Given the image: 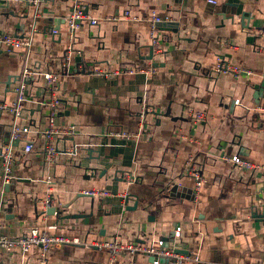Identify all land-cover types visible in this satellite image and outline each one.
Returning <instances> with one entry per match:
<instances>
[{
	"label": "crops",
	"instance_id": "obj_1",
	"mask_svg": "<svg viewBox=\"0 0 264 264\" xmlns=\"http://www.w3.org/2000/svg\"><path fill=\"white\" fill-rule=\"evenodd\" d=\"M217 1L43 0L36 8L0 0V32L32 43L29 51L0 48V150L15 124L29 127L15 145V180L8 191H2L0 170L4 234L18 238L37 227L79 239L53 248L46 264H152L143 255L113 256L87 246L114 239L161 240L183 254L198 253L203 263L264 262V0ZM77 4L100 23L83 24L67 60V18ZM128 10L140 21L111 20ZM153 15L170 17L177 27L157 26L160 52L148 60ZM53 29L60 34L54 37ZM219 58L240 74L214 73ZM130 66L145 71L107 78L96 72ZM26 68L41 75L27 81L16 118L1 107L16 100ZM47 73L61 85L56 125L76 127L55 137L53 163L43 147L46 103L53 97ZM143 109L150 112L140 139L112 135L135 132ZM198 111L206 115L202 122L192 120ZM26 143L34 147L28 154ZM233 156L254 163L255 170L235 167ZM193 167L202 177L198 189L189 174ZM91 189L112 196L83 194ZM49 197L62 206L71 203L61 217L81 216L48 215L41 201ZM0 264H41L40 249L0 251Z\"/></svg>",
	"mask_w": 264,
	"mask_h": 264
},
{
	"label": "built area",
	"instance_id": "obj_2",
	"mask_svg": "<svg viewBox=\"0 0 264 264\" xmlns=\"http://www.w3.org/2000/svg\"><path fill=\"white\" fill-rule=\"evenodd\" d=\"M5 3H24L33 7H39L43 0H4ZM209 4L217 5V0H207ZM112 21H140L139 16L134 15L130 10L125 11L124 14L120 17H112ZM171 21L170 17L162 18L157 15H153L151 21V45L154 49V53L160 52V36L157 30V25L163 22ZM84 23H89L90 25H98L100 22L98 19L92 18L86 14L85 6L83 4H77L74 6L73 11L67 18V25L69 28V33L71 35L72 44L69 45L67 49L66 59L70 60L71 55L74 50L75 39L77 32L82 28ZM52 34L58 36L60 31L57 29L52 30ZM31 39L25 38L20 39L15 35L0 32V48H2L6 53H12L20 49L29 51L31 48ZM145 70L142 67L130 66L122 67L120 69L110 70V71H101L96 69V72L102 77H109L111 75H135ZM213 72L218 74H234L239 75V68L232 66L228 62H225L223 59H218L216 65L213 68ZM249 72V71H248ZM251 73V72H249ZM41 75L37 71H32L26 68L23 71L22 79L19 85L15 89L16 100L10 105H4L1 107L4 110H8L14 114L16 118L21 117L23 104L26 101V90H27V81L30 78H35L36 76ZM43 75V74H42ZM48 88L52 91L53 97L51 101L46 103V107L49 109L48 121L49 126L47 130L43 133V147L45 150V158L48 163H53L56 159V156L59 152L58 147L55 144V137L61 134H73L75 131V126H69L66 128H60L56 125V118L61 110V100L58 98L57 94L60 92L61 85L59 82V77L53 73H47L43 75ZM240 101L237 100L235 104H239ZM149 109H143L139 116L137 130L133 133L129 132H119L112 134L115 137L122 139H140L144 133L147 132V115ZM206 118L205 113L195 112L192 115V120L195 122H202ZM29 133V127L15 124L11 129V139L8 144L3 145L0 150V170L3 174V189L10 185L14 180L15 176L13 174L14 165L17 160V155L15 153V145ZM33 145L31 143H26L23 147V152L28 154L33 151ZM229 161L237 168L245 170H255L256 165L250 161L241 159L239 156H233ZM190 176L196 181V188H200L202 185V177L199 171L196 168L189 170ZM50 183V182H49ZM52 189L49 188L48 192H51ZM84 195L93 197V198H108L112 196V193L107 190L102 189H91L83 192ZM45 210L49 208H55L56 210H61L62 205L56 204L52 198H46L41 201ZM264 214V211H263ZM4 222L0 220V251L11 254L15 251L21 253H28L33 248L40 249V258L41 264L47 263V256L53 248L60 249L64 245L69 244H80L79 239L77 238H68L65 236H55L43 229L33 228L27 235L18 238H10L3 232ZM175 236L179 238L181 236V228L178 227L175 231ZM88 247H95L97 249L110 251L112 255L119 254L121 252H128L132 256H146L152 259V264H164V260L169 264H186V263H196V264H211L203 263L200 259L198 253H179L175 249H169L166 247L164 241H154L151 243H140V242H130L122 243L118 239L106 240V241H97L87 245ZM253 264H264V262L253 263Z\"/></svg>",
	"mask_w": 264,
	"mask_h": 264
},
{
	"label": "water",
	"instance_id": "obj_3",
	"mask_svg": "<svg viewBox=\"0 0 264 264\" xmlns=\"http://www.w3.org/2000/svg\"><path fill=\"white\" fill-rule=\"evenodd\" d=\"M157 26H158L159 28H161V27H177V25H176L175 23H168V22L160 23V24H158ZM153 53H154V49H153V47H152V48H151V55H150L149 57H147L148 60H153V58H154ZM154 66H155V67H158L159 64L155 63ZM16 145H17V144H16ZM9 187H10V185H7V186H6V190H7V191L9 190ZM175 191H177L176 188L173 189V192H175ZM70 205H71V203L68 204V205L62 206V209H61V210H56L54 207H53V208H49L46 212H47L48 215H56L59 219H64V218L70 219L71 217H73V218H78V217H80L81 215H71V216H62V217H61L62 210H63V209H67V208H69ZM177 252L181 253L180 251H177ZM151 260H152V259H151ZM163 262L166 263L165 260H164Z\"/></svg>",
	"mask_w": 264,
	"mask_h": 264
}]
</instances>
